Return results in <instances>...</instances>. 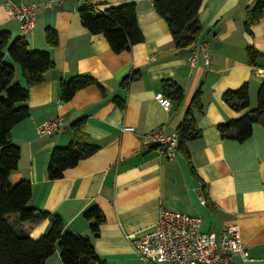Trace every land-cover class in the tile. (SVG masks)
I'll return each mask as SVG.
<instances>
[{"label": "crops", "instance_id": "0c3cea01", "mask_svg": "<svg viewBox=\"0 0 264 264\" xmlns=\"http://www.w3.org/2000/svg\"><path fill=\"white\" fill-rule=\"evenodd\" d=\"M68 1L72 6L64 7ZM155 1L95 0L101 11L125 4L137 7L145 40L131 52L117 54L104 35H93L83 25L80 0H0V34L24 38L33 51H49L55 64L42 84L29 87L22 67L7 53L6 61L16 68V81L29 88L31 110L12 132L21 160L11 179L30 181L29 206L60 215L69 233L91 236L96 221L87 220L85 213L99 207L106 222L93 244L107 264H153L135 251L127 236L149 234L164 210L201 217L202 231L218 238L227 226L239 225L252 261L245 263L238 255L235 264H264V122L255 124L253 136L244 143L223 139L219 131L220 125L258 107L264 83V18L250 29L247 22L264 0H205L198 41L208 44L211 65L200 55L196 67L190 60L196 44L177 47ZM9 2L52 3V7H42L35 31L23 35L21 22L6 8ZM49 29L58 33L57 47L47 41ZM250 49L263 54L256 65L250 62ZM79 75L94 77L105 93L90 86L63 102L61 82ZM167 81L184 89L181 104L166 95ZM246 84L251 108L235 111L224 96ZM160 94L171 101L170 110L157 99ZM197 95L204 106L202 112L195 110L203 137L188 144L190 158L179 151L171 160L161 149L143 146L144 136L152 132L178 134ZM58 117L63 126L41 136L38 129ZM81 120L80 139L100 149L67 170L62 179L51 180V155L70 145L73 126ZM11 221L17 224L16 217ZM23 226L38 240L49 231L51 220ZM47 264H64L60 249Z\"/></svg>", "mask_w": 264, "mask_h": 264}, {"label": "trees", "instance_id": "16d2710c", "mask_svg": "<svg viewBox=\"0 0 264 264\" xmlns=\"http://www.w3.org/2000/svg\"><path fill=\"white\" fill-rule=\"evenodd\" d=\"M205 0H156L155 8L164 17L171 28L178 48L188 47L198 42L202 27L199 13ZM83 25L93 35H104L113 51L117 54L131 52L133 47L144 42L145 38L138 21L135 4H125L101 11L91 3L81 6ZM264 18V1L253 11L247 28ZM47 41L51 47H57V31H47ZM7 53L19 64L29 87L45 81V75L54 68L49 51H33L27 41L20 37L14 39L11 33L0 34V264H47L60 249L64 264H107L102 260L93 244V238L100 235L101 226L106 222L102 210L95 206L85 213L89 221L95 220L92 235H77L66 232L64 220L60 215L41 212L29 206L33 196L30 181L14 183L11 179L21 160V148L12 141L13 129L31 116L29 107L30 91L16 81V68L6 61ZM250 62L256 65L263 54L255 49L249 50ZM103 86L90 75H79L60 84L63 102H70L77 93L90 86ZM166 95L181 104L185 92L173 81L164 84ZM224 99L235 111L242 112L251 108V94L246 84L236 91H228ZM200 95H197L193 107L183 121L179 132L178 150L191 157L188 144L201 139L203 132L197 125L195 110L203 111ZM264 122V83L258 92V107L250 110L244 117L220 125L223 139L240 143L248 141L257 123ZM84 121L74 126L75 137L67 147L57 148L51 155L49 177L59 180L65 172L77 166L82 160L95 155L99 146L80 139ZM16 217L17 226L11 219ZM45 219L51 220L49 231L40 239L30 236L25 224L36 225Z\"/></svg>", "mask_w": 264, "mask_h": 264}, {"label": "built area", "instance_id": "2783aa9c", "mask_svg": "<svg viewBox=\"0 0 264 264\" xmlns=\"http://www.w3.org/2000/svg\"><path fill=\"white\" fill-rule=\"evenodd\" d=\"M81 5L95 4V0H80ZM97 6V5H96ZM42 7L50 8L52 3L45 5H17L12 2L6 8L12 18L21 22L23 35L31 34L36 29L37 12ZM196 50L190 60L196 67L199 56L205 58L206 64L211 65L209 46L206 43L196 42ZM157 99L165 109L170 110L172 103L160 94ZM63 126L62 118H55L38 129L41 136H48ZM145 148H158L166 152L169 159L177 157L179 152L178 134H167L165 131H156L143 138ZM202 203L206 200L202 198ZM202 218L182 212L164 210L153 230L145 235L130 234L127 236L135 251L144 259L153 264H235L239 255L245 263L252 261L243 245L242 232L239 225L227 226L221 237L207 234L202 231Z\"/></svg>", "mask_w": 264, "mask_h": 264}, {"label": "water", "instance_id": "95a60500", "mask_svg": "<svg viewBox=\"0 0 264 264\" xmlns=\"http://www.w3.org/2000/svg\"><path fill=\"white\" fill-rule=\"evenodd\" d=\"M72 1H68L65 4H63L64 7H71L72 6Z\"/></svg>", "mask_w": 264, "mask_h": 264}]
</instances>
